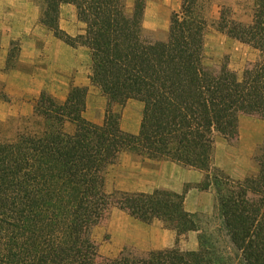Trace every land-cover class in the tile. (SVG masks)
Returning a JSON list of instances; mask_svg holds the SVG:
<instances>
[{
    "label": "trees",
    "instance_id": "trees-1",
    "mask_svg": "<svg viewBox=\"0 0 264 264\" xmlns=\"http://www.w3.org/2000/svg\"><path fill=\"white\" fill-rule=\"evenodd\" d=\"M244 2L248 19L224 8L217 21L219 31L258 51L241 75L228 58L217 63L206 54L200 0H182L162 39L147 33L145 0L132 9L126 0L42 2L41 22L72 47L90 50V80L108 104L102 123L89 120V88L72 85L64 101L44 91L31 116L0 120V264H232L209 228L213 220L239 264H264V139L242 180L213 165L216 137L236 140L241 115L264 121V0ZM63 3H73L85 25L77 37L59 27ZM18 50L12 43L8 69ZM0 97L7 99L2 91ZM131 99L144 104L138 134L122 129L115 109ZM123 153L204 171L200 188L215 192L213 216L187 212L185 193L108 191ZM110 207L145 224L162 221L176 245L103 258L93 233ZM190 231L198 232L196 251L180 247Z\"/></svg>",
    "mask_w": 264,
    "mask_h": 264
},
{
    "label": "crops",
    "instance_id": "crops-1",
    "mask_svg": "<svg viewBox=\"0 0 264 264\" xmlns=\"http://www.w3.org/2000/svg\"><path fill=\"white\" fill-rule=\"evenodd\" d=\"M180 8L181 0H146V28L166 30L171 14ZM41 15L42 2L38 0H0V90L7 96L5 100L0 98V120L10 116L32 115L34 104L44 91L64 101L72 85L88 87L90 90L93 88L90 80V50L85 46L72 47L67 44L41 22ZM59 27L72 37L84 31L85 25L79 20L73 3L61 4ZM14 42L19 47L14 59L16 66L8 69ZM101 98V119L90 117L91 121L98 124L103 122L105 116L106 99L103 96ZM143 111L144 104L141 101L129 100L122 110V129L138 134ZM241 152H251L250 148H243V141L240 148L226 146L224 141L215 142L213 165L231 178L242 180L246 176L247 165L234 162V157ZM110 175L114 190L152 193L157 189H165L178 194L185 193L184 207L187 212L208 216L215 211V192L200 188L205 172L198 168L185 167L169 160H141L132 154L123 153L119 163L110 169ZM116 215L124 219L122 229L126 231L125 240L137 241H126L123 245L135 244L145 250L176 245L175 231L166 228L162 221L154 220L151 224H145L119 208L112 210V218ZM181 244L186 250L196 251L199 248L198 232L186 233Z\"/></svg>",
    "mask_w": 264,
    "mask_h": 264
},
{
    "label": "rangeland",
    "instance_id": "rangeland-1",
    "mask_svg": "<svg viewBox=\"0 0 264 264\" xmlns=\"http://www.w3.org/2000/svg\"><path fill=\"white\" fill-rule=\"evenodd\" d=\"M134 1L135 0H126L127 5L130 9H132L134 5ZM244 1L245 0H200L201 10H202L201 14L205 18L208 26L206 32V41H205L206 54L208 55V57L212 58L217 63H220L225 58H228L231 68L234 69L239 75L243 73L245 67L249 63H251L257 58L258 51L253 47L243 44L235 39H232L228 37L226 34L219 31L217 29V21L219 20L222 10L224 8L233 9L236 17L240 20L248 19L246 10H244L243 7V3H245ZM38 2L41 3L44 2V0H38ZM181 4H182V0H181ZM59 19H60V13H59ZM168 28H169V24H168ZM168 28L166 30H155L152 28H146V30L149 36H151L152 38L162 39L166 37ZM101 96L105 97L98 87L93 85V88L91 90L89 89L87 96V108L85 112V116L89 120L90 117H92L95 120L101 119L102 116L101 114L102 111L100 108L102 105ZM0 98L3 99L2 97ZM105 99H106V105L104 106V110H105L104 115L106 114V109L108 104L106 97ZM103 102L105 104L104 99ZM123 107L120 105H116L115 109L116 111H121L122 113ZM19 117H28V116H10L5 120H1V121L15 119L13 122L18 123L17 119ZM263 139H264V121L260 119L258 116L243 114L240 117L238 138L234 141H230L225 139L223 136L218 135L216 137V142L220 143V141H224V144L226 146L230 145L233 146L234 148H240L242 147V141H243V148L251 149V152H249V154H245L241 152L242 154L237 153L236 155L237 157L236 156L234 157L235 163L237 164L239 163L245 166L247 165V169H246L247 172L246 175H247L249 172L255 169L254 154L258 146L262 143ZM225 174L228 175L227 173ZM108 191L110 192L115 191L113 189L111 175L109 176V181H108ZM114 208L117 207L109 208L106 216L94 229L93 235L95 240L99 244L101 256L103 258H112L117 256L120 252L124 250L127 251L130 250L137 253L149 251L140 248L135 244L123 245L124 243H126V241H130L132 243H137V241L125 240L124 232L126 231L124 230V228L122 229V227L124 226V219L119 215H116L112 218V210ZM213 214L214 212L208 216L211 217L213 216ZM209 228L219 237L220 246L223 249H225L230 256L233 257L232 264H239V259L237 257L238 254L237 251L234 249V246L225 236V233L223 231L222 232L219 231V221L213 220L212 223H210ZM128 232L130 233V231ZM180 247L184 249L181 243H180Z\"/></svg>",
    "mask_w": 264,
    "mask_h": 264
}]
</instances>
